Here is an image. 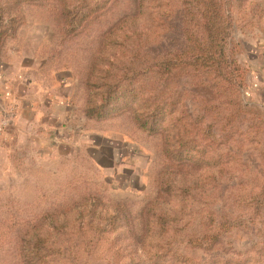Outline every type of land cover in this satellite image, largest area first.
Returning a JSON list of instances; mask_svg holds the SVG:
<instances>
[{
  "label": "rangeland",
  "instance_id": "rangeland-1",
  "mask_svg": "<svg viewBox=\"0 0 264 264\" xmlns=\"http://www.w3.org/2000/svg\"><path fill=\"white\" fill-rule=\"evenodd\" d=\"M179 8L178 0H0V90L22 72L21 80L29 75L45 92L55 90L71 111L55 134L59 150L50 153L34 150L21 135L9 142L13 112L4 123L1 113L0 264H264V104L251 95L263 72L253 49L264 42V0L229 7L238 85L213 72L169 80L150 72L132 83L141 95L125 109L113 110L114 102L98 120L84 116L92 93L85 72L96 54L97 80L115 61L109 80L118 71L114 42L122 34L150 56L158 42L177 44ZM162 81L169 103L157 129L147 132L135 114L157 103ZM3 107L11 109L0 98ZM178 148L185 152L181 161ZM193 154L196 162L187 160ZM181 186L189 188L190 212L178 207ZM88 196L94 204L84 202ZM207 209L215 221L228 213L238 226L209 248L182 242L184 232L202 230ZM158 212L166 221L153 227ZM169 214L187 229L170 228ZM34 232L50 236L42 261H29L33 249L21 240ZM175 249L189 259H174Z\"/></svg>",
  "mask_w": 264,
  "mask_h": 264
},
{
  "label": "trees",
  "instance_id": "trees-1",
  "mask_svg": "<svg viewBox=\"0 0 264 264\" xmlns=\"http://www.w3.org/2000/svg\"><path fill=\"white\" fill-rule=\"evenodd\" d=\"M180 4V37L181 40L175 45H162L160 42L154 44L155 52L154 56L148 55V53L142 52L144 45L140 43L131 44L128 43L129 34H122L121 39L114 42L116 51L118 54L115 58L119 59V64L116 65L118 71L112 75V79L106 80L107 73L112 69L114 60L106 62L107 69L104 73H100V80H97V72L99 71V53L98 52L90 62L88 70L85 72V86L92 91L91 97L84 109V116L92 119H100L108 114V111L104 108L105 105L116 103L113 105V110L125 109L128 106V102L134 98V96L141 95V90L131 88L132 83L141 76H145L147 73H153L158 79L169 80L171 75L190 71L191 73L200 72H213L217 76L223 78L230 85H238V76H241L240 69L235 63L233 58V43L229 39L231 31L233 29V19L231 18V12L229 10L232 1L239 0H178ZM92 9L86 10L84 13L88 14ZM83 14L79 18L81 23ZM70 14L65 12L61 16V20L64 26H67L71 22ZM163 82V81H162ZM164 89H158V96H154L157 103L147 109L146 112L136 113V122L139 127L147 132L155 131L156 118H158L164 104L169 103V89L167 90L165 83H162ZM139 93H137V92ZM68 105V104H67ZM120 105V106H117ZM117 106V107H116ZM163 108V109H162ZM110 111V110H109ZM71 112L68 108L67 114ZM180 141V137L178 138ZM178 147H181V142H178ZM179 152H176L175 157L181 161L184 151L178 148ZM166 152L169 155H173L172 149L166 148ZM198 155L193 154L187 160L196 162ZM188 187L181 186L179 189L180 196L178 197L177 204L180 211L187 209L191 211L190 202L191 196L188 194ZM170 191V188H169ZM84 202L86 204H94L92 196H88ZM206 204V203H205ZM68 208V207H67ZM55 212V211H53ZM147 213V212H146ZM214 211L207 209L203 213L202 230L198 233L190 232V230L184 232L182 236V242L191 247H210L216 239L220 237L222 233H226L235 228L239 220L230 218L228 213L220 216L219 220L215 221ZM166 216L162 213H156L151 218V224L153 227L158 226L156 222L160 221L159 227L166 221ZM175 217V216H174ZM171 214H169V224L174 223L170 228L176 231H183L187 229V222L182 223L179 227L178 220L176 222ZM56 224L51 225V229ZM36 224H33L35 227ZM148 227V223L145 224ZM51 234V233H50ZM49 234H41L34 232L33 234H24L21 236V240L24 242L23 246L31 247L32 252H27L28 260L34 261L37 257L39 261L43 260L41 251H47L50 249L47 245ZM170 251V250H169ZM171 253L174 255V259L184 262L189 257L184 256L182 252L175 249Z\"/></svg>",
  "mask_w": 264,
  "mask_h": 264
},
{
  "label": "crops",
  "instance_id": "crops-1",
  "mask_svg": "<svg viewBox=\"0 0 264 264\" xmlns=\"http://www.w3.org/2000/svg\"><path fill=\"white\" fill-rule=\"evenodd\" d=\"M253 53L258 57L259 68L263 72L262 77H258V82L253 81L252 86L256 87V90L251 95L259 96L264 104V42L258 43ZM20 75L13 82L11 78L6 79L0 90L2 94L0 98L9 103L14 116L11 127L9 126L6 130L9 142L14 138L28 137L29 145L36 151L50 153V151L59 150L55 134L61 133V127H63L64 121L60 119L67 120V104L59 100L60 96L53 92L55 90L45 92L37 82L30 79L29 75L23 76V80L20 79ZM60 102L64 105H60ZM1 113L0 108V117ZM1 147L0 145V152L3 151Z\"/></svg>",
  "mask_w": 264,
  "mask_h": 264
},
{
  "label": "built area",
  "instance_id": "built-area-1",
  "mask_svg": "<svg viewBox=\"0 0 264 264\" xmlns=\"http://www.w3.org/2000/svg\"><path fill=\"white\" fill-rule=\"evenodd\" d=\"M4 109H6V108H1V111H2V117H3V120H2V123H4V122H7L8 120L6 119L5 121H4V118H6L5 116H10L11 114H12V111H10L11 109H6L7 110V112H4Z\"/></svg>",
  "mask_w": 264,
  "mask_h": 264
}]
</instances>
